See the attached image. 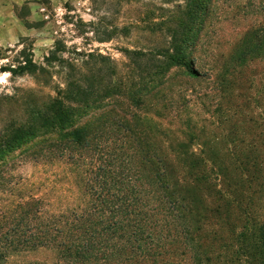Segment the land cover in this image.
<instances>
[{
	"label": "trees",
	"instance_id": "obj_1",
	"mask_svg": "<svg viewBox=\"0 0 264 264\" xmlns=\"http://www.w3.org/2000/svg\"><path fill=\"white\" fill-rule=\"evenodd\" d=\"M170 1L179 3L161 22V45L125 49L123 67L91 52L61 56L59 42L42 64L28 51L17 66H0L11 75L29 74L35 83L0 93V166L18 156L65 163L87 196L81 206L34 227L2 226L0 263L13 250L50 247L53 264H160L177 243L195 264H205L203 237L194 233L204 226L192 190L202 187L206 174L198 163L178 160L183 151L165 139L156 142L146 108L171 107L175 71L185 81L203 77L187 50L197 41L190 34L207 17L210 0ZM157 24L150 27L155 32ZM253 57L264 59V20L236 41L226 65H245ZM211 171L223 173L219 166ZM254 222L264 264V219Z\"/></svg>",
	"mask_w": 264,
	"mask_h": 264
},
{
	"label": "rangeland",
	"instance_id": "obj_2",
	"mask_svg": "<svg viewBox=\"0 0 264 264\" xmlns=\"http://www.w3.org/2000/svg\"><path fill=\"white\" fill-rule=\"evenodd\" d=\"M176 3L0 0V66H17L28 51L42 64L59 42L61 56L91 52L123 67L125 49L161 45V22ZM262 20L264 0H210L207 17L190 34L197 41L187 50L188 61L194 60L203 77L185 81L181 71L172 72L171 107L146 108L156 142L165 139L166 146L183 151L178 160L198 163L206 174L202 187L192 190L193 207L204 226L194 233L203 237L199 251L205 264L263 263V247L254 238L259 224L251 222L264 219V59L226 65L236 41ZM152 23H158L153 25L157 32ZM34 85L29 74L0 71V93ZM218 166L223 173L215 175L211 168ZM86 197L82 182L65 163L18 156L0 166V228L34 227L50 215L81 206ZM167 249L160 264L196 263L177 243ZM54 259L52 248L40 247L13 250L0 264H53Z\"/></svg>",
	"mask_w": 264,
	"mask_h": 264
}]
</instances>
